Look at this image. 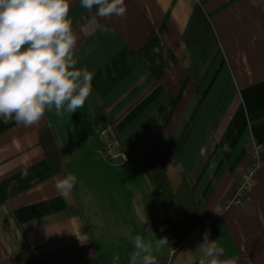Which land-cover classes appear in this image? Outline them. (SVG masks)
<instances>
[{
	"label": "crops",
	"instance_id": "1",
	"mask_svg": "<svg viewBox=\"0 0 264 264\" xmlns=\"http://www.w3.org/2000/svg\"><path fill=\"white\" fill-rule=\"evenodd\" d=\"M125 4V15L91 22L95 9L70 0L69 16L76 66L93 74L105 127L127 160L102 153L97 130L105 127L96 126L88 99L72 114L47 111L33 126L0 118V264L23 253L38 264H129L133 237H165L143 171L162 129L177 160L171 182L185 177L204 220L169 264H199L201 234L223 249L222 264H264V164L249 198L233 201L250 164L248 143L264 141V0ZM195 4L211 29L186 73L182 34ZM45 126L62 172L52 171L41 146ZM66 175L77 177L67 198L55 188ZM171 253L167 244L153 254Z\"/></svg>",
	"mask_w": 264,
	"mask_h": 264
},
{
	"label": "clouds",
	"instance_id": "2",
	"mask_svg": "<svg viewBox=\"0 0 264 264\" xmlns=\"http://www.w3.org/2000/svg\"><path fill=\"white\" fill-rule=\"evenodd\" d=\"M80 4L88 11L95 9L91 22L121 17L127 10L125 0ZM69 13L70 0H0V118L5 123L33 126L53 109L57 116L72 114L91 95L93 74L76 66L78 36ZM76 183L75 175H66L57 179L55 188L67 198ZM132 244L129 264H157L154 250L168 240L161 237L153 243L136 235ZM200 248L199 264H222L223 249L214 241Z\"/></svg>",
	"mask_w": 264,
	"mask_h": 264
},
{
	"label": "trees",
	"instance_id": "3",
	"mask_svg": "<svg viewBox=\"0 0 264 264\" xmlns=\"http://www.w3.org/2000/svg\"><path fill=\"white\" fill-rule=\"evenodd\" d=\"M211 29L210 21L199 4H195L182 34L184 55L181 63L188 73L197 59L200 50ZM88 101L97 127L107 125L103 111L91 93ZM43 151L53 172H62L63 163L55 145L52 132L48 126L39 132ZM177 164L171 142L162 129L151 147L143 165L155 199L162 210L160 228L168 240L172 253L157 257V264H169L173 254L185 243L194 232H202L204 220L194 199L191 188L182 176L176 184L171 182L169 169ZM8 264H38L30 253L15 256Z\"/></svg>",
	"mask_w": 264,
	"mask_h": 264
},
{
	"label": "built area",
	"instance_id": "4",
	"mask_svg": "<svg viewBox=\"0 0 264 264\" xmlns=\"http://www.w3.org/2000/svg\"><path fill=\"white\" fill-rule=\"evenodd\" d=\"M98 135L103 143L102 153L111 159H116L120 157L122 161H126L127 158L124 153L117 149L116 140L112 139L113 131L110 127H105L98 129ZM247 155L250 161L245 173L241 177L236 187L234 203L242 204L249 198V190L251 186V181L256 174L258 168L264 164V141L258 142L251 140L247 145ZM201 239L203 242H208L207 238L201 234Z\"/></svg>",
	"mask_w": 264,
	"mask_h": 264
}]
</instances>
